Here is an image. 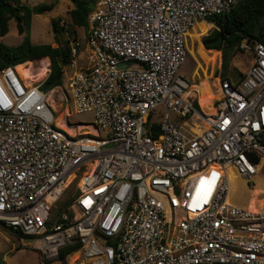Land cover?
<instances>
[{"label": "built area", "instance_id": "built-area-1", "mask_svg": "<svg viewBox=\"0 0 264 264\" xmlns=\"http://www.w3.org/2000/svg\"><path fill=\"white\" fill-rule=\"evenodd\" d=\"M90 1L88 66L76 69L73 40L58 97L92 116L93 133L56 125V88L0 69V225L30 238L42 264L74 243L90 264H264V210L228 201L229 171L251 181L250 155L264 159V29L239 45L250 64L218 80L207 113L176 72L193 26L234 0ZM210 167L220 174L198 210Z\"/></svg>", "mask_w": 264, "mask_h": 264}, {"label": "rangeland", "instance_id": "rangeland-1", "mask_svg": "<svg viewBox=\"0 0 264 264\" xmlns=\"http://www.w3.org/2000/svg\"><path fill=\"white\" fill-rule=\"evenodd\" d=\"M21 1L27 7H33L41 4L53 5L52 10L49 12H46L42 15H32L29 29L30 41L32 44H50L52 47H56L57 45L63 47L67 41L70 43L73 40L79 39L82 48L80 51V59L77 61L76 69H83L88 66V62L85 59V53H83V46L85 44L84 37L86 36L87 28L74 27V34H68V29L73 28L70 25L69 16V12L73 9V5L69 0ZM53 21H59V25L63 26L65 29L61 32L55 33L52 26ZM214 29V26H212V28L206 29L199 25L194 27L192 31L189 32L187 38L188 53L184 62L177 70L176 76L191 82H196L200 78L204 79L203 73L201 69L197 68V65L206 64L212 59V57L207 59L198 57L196 55V50L201 38L207 33H211ZM22 38L23 37L17 33L16 22L13 19L9 20L8 33L4 37H0V41L8 46H17L21 43ZM216 52H218V57L214 66L207 69V77L213 76L215 79H217V75L221 70L224 72V75L228 74L232 79L233 76H236V73L239 72L240 68H245L244 64L242 65L243 67L238 64V53H235L234 55L232 52L227 54L222 50ZM45 59L48 61L47 75L40 82L31 84V87L42 85L41 90H43V85L50 73V61L48 58H40L29 61L30 64H28L27 67L33 64V73L37 74L39 68L42 65V61ZM18 67L17 71L22 79L23 74L21 70L25 67ZM196 68L198 70V75H194ZM72 71L73 68L69 67L68 65L61 66V83L60 85L52 88L57 89V92L54 96V102L52 101L56 106L53 113L54 122L57 123V120L61 119L66 124L67 128L71 131H74L77 136L86 134L90 135L93 132L90 127H88V125L93 124L92 116L90 114H75L71 104L68 101L59 99L58 97V94L63 92L67 96V84ZM211 82L213 81L211 80ZM195 90L198 93L199 103L203 110L208 113L212 112L210 98L213 96L210 94L208 83L206 81L201 82ZM159 112H161V109H159L157 112V116ZM157 120L158 117L153 118L154 122H157ZM101 135H104L103 131H101ZM257 170V175L251 181L240 179L233 172L229 171L230 202L232 204L251 210H264V159H261L257 163ZM218 174H220L218 169H208L205 172L203 177L205 178L208 176V183L205 187L206 190H212L215 188L216 178L219 176ZM74 192L75 186H72L62 199L61 208L64 207V204L69 200L70 196ZM206 203L207 200L203 199L199 202L197 209H202ZM25 241V244L21 245L19 239L12 232L0 225V257L5 259V264H42L40 262V257L37 250L32 247L33 241H31L30 238ZM18 247L20 248L17 249ZM57 259H53L44 264H90L87 260H83L82 258L80 259L76 253L68 255L64 261H59Z\"/></svg>", "mask_w": 264, "mask_h": 264}, {"label": "trees", "instance_id": "trees-1", "mask_svg": "<svg viewBox=\"0 0 264 264\" xmlns=\"http://www.w3.org/2000/svg\"><path fill=\"white\" fill-rule=\"evenodd\" d=\"M69 1L73 5V9L69 12L70 25L73 28L68 29V34H74V27H87L88 15L92 11V5L86 0ZM3 7L9 8V14L5 13ZM52 8L53 5L48 4L27 7L21 0H0V37L8 33V21L10 19L16 22L17 33L23 37L22 42L17 46H8L0 41V69L16 65V67H27L29 61L48 58L50 73L44 85L54 81L55 78L57 80L54 82L53 87L60 85L61 66H67L71 61L69 42L67 41L63 47L59 45L52 47L50 44L34 45L31 43L29 36L32 15H42L51 11ZM208 21L213 23L215 29L201 38L202 40L198 43L196 50L198 57L203 59L212 57L206 64L197 65V68L201 69L204 79L208 78L206 71L214 66L218 57V52L215 50H222L227 54L232 52L233 55L238 53V61L241 65L244 64L245 67H248L252 52L245 53L241 51L239 45L245 39L250 41L261 40L264 28V0H237L229 13L215 16L208 19ZM52 26L55 33L65 29L59 25V21H53ZM201 26L206 29L212 28L211 24L206 23L201 24ZM250 158L253 163H258L261 160L253 155H250ZM6 229L12 232L21 242L29 239L9 228ZM78 248L79 244L74 243L59 249L57 260L64 261L68 255L78 250Z\"/></svg>", "mask_w": 264, "mask_h": 264}, {"label": "bare ground", "instance_id": "bare-ground-1", "mask_svg": "<svg viewBox=\"0 0 264 264\" xmlns=\"http://www.w3.org/2000/svg\"><path fill=\"white\" fill-rule=\"evenodd\" d=\"M201 24V23H200ZM200 24H198V23H196L194 26H193V28L194 27H196V26H198V25H200ZM192 28V29H193ZM30 64V63H29ZM25 67V66H24ZM48 61H47V59H45V60H43L42 61V65H41V67L39 68V71L37 72V74H34L33 73V64H31L29 67H25V68H23L21 71H22V74H23V78H22V80L24 81V83L26 84V85H31V84H33V83H38V82H40L42 79H44L45 78V76L47 75V72H48ZM19 68V67H18ZM15 70H16V72L18 73V71H17V67L15 68ZM18 75H19V73H18ZM20 76V75H19ZM208 83V82H207ZM209 86V85H208ZM212 99L214 98H216V97H211ZM50 99V103H51V107L53 108V109H55L56 108V106L54 105V103L52 102V98H49ZM212 99H211V102H212ZM211 105V104H210ZM211 109H212V106H211ZM212 111H213V109H212ZM56 125L58 126V127H61L62 129H64L65 131H67V132H69V134H71V135H74L75 134V132L74 131H71V130H69L68 128H67V126H66V124L61 120V119H58L57 120V123H56ZM208 169H217V168H215V167H210V168H208ZM231 171V170H230ZM231 172H233V171H231ZM234 173V172H233ZM235 174V173H234ZM236 175V174H235ZM237 176V175H236ZM238 177V176H237ZM239 178V177H238ZM216 186V185H215ZM215 189V188H214ZM214 189H212V190H206L205 188H204V190H203V192H202V194L200 195V200L202 201L203 199H205V200H207V202H208V200H209V198L211 197V195H212V193H213V191H214ZM228 201L230 202V189H229V194H228ZM231 203V202H230ZM239 207V206H238ZM241 208H243V207H241ZM244 209H247V208H244ZM248 210H250V211H253V212H257V211H263V210H251V209H248Z\"/></svg>", "mask_w": 264, "mask_h": 264}, {"label": "crops", "instance_id": "crops-1", "mask_svg": "<svg viewBox=\"0 0 264 264\" xmlns=\"http://www.w3.org/2000/svg\"><path fill=\"white\" fill-rule=\"evenodd\" d=\"M86 1H89L90 3H91V5H92V11L90 12V14L88 15V19H89V17L91 16V14L93 13V12H95V3L94 2H92V1H90V0H86ZM235 1V3L237 2V0H234ZM22 2V1H21ZM235 3H234V5H235ZM11 20V19H10ZM203 24V23H206V24H211V26H214L213 25V23H211V22H209L208 20L207 21H200V22H198V24ZM200 24V25H201ZM199 26V25H198ZM197 27V26H196ZM86 28H88V20H87V27ZM264 29V28H263ZM192 31V30H191ZM190 31V32H191ZM263 32V31H262ZM86 34H87V29H86ZM210 34V33H209ZM208 35V33L205 35V36H207ZM205 36H203V37H205ZM4 37V36H3ZM202 37V38H203ZM262 37V36H261ZM85 38V37H84ZM202 40V39H201ZM22 42V41H21ZM243 42V41H242ZM241 42V43H242ZM201 43H202V41H201ZM240 43V44H241ZM203 45V44H202ZM204 47V46H203ZM205 48V47H204ZM240 49V48H239ZM207 50V49H206ZM241 50V49H240ZM215 51H217V50H215ZM220 51V50H219ZM241 51H243V50H241ZM245 53H247L248 51H244ZM251 58V57H250ZM249 58V59H250ZM238 64L239 65H241V63L240 62H238ZM249 64H250V62H249ZM17 66V65H16ZM249 66V65H248ZM241 67H242V65H241ZM246 68L247 67H245L244 69L242 68H240L239 69V72H237L236 73V76H233V78L232 79H237V78H239V76L241 75V73L243 72V71H245L246 70ZM224 72L223 71H219V74L217 75L218 77H217V79H215V77H213V76H211V77H208L207 79H204L203 80V78H200L198 81H194V82H191V81H189L191 84H192V88L193 89H196V87L197 86H199L200 85V83L201 82H204V81H206V82H208V85H209V89H210V94H211V96H213V97H216L215 95H214V90H215V86H216V84H217V82H218V80L221 78V77H228V78H231L228 74H223ZM225 73H228V72H225ZM194 75H198V70H196L195 69V71H194ZM205 78V77H204ZM203 80V81H202ZM211 80L213 81V82H211ZM50 91V90H49ZM197 92V91H196ZM197 97H198V102H199V96H198V93H197ZM212 98H210V100H211ZM214 99V98H213ZM212 99V100H213ZM212 103V102H211ZM199 105H200V103H199ZM201 106V105H200ZM203 109V108H202ZM206 112V111H205ZM208 113V112H207ZM209 113H211V112H209ZM263 160V159H262ZM21 242V241H20ZM25 242L26 241H22L20 244L21 245H24L25 244ZM77 252H78V250H76L75 252H73V253H76L77 254ZM78 255V254H77ZM1 258H3V257H1ZM3 260H4V262H5V259L3 258Z\"/></svg>", "mask_w": 264, "mask_h": 264}, {"label": "water", "instance_id": "water-1", "mask_svg": "<svg viewBox=\"0 0 264 264\" xmlns=\"http://www.w3.org/2000/svg\"><path fill=\"white\" fill-rule=\"evenodd\" d=\"M3 10H4L5 13H7V14H9V12H10V11H9V8H7V7H3ZM56 80H57V78H55L54 81H51V82H49L48 84L44 85V87H43V91H44V92L49 91V90L53 87L54 82H55ZM0 264H5L3 258H1V257H0Z\"/></svg>", "mask_w": 264, "mask_h": 264}]
</instances>
